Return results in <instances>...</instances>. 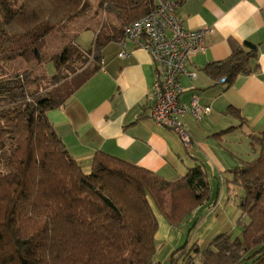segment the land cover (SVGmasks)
<instances>
[{"label":"trees","instance_id":"1","mask_svg":"<svg viewBox=\"0 0 264 264\" xmlns=\"http://www.w3.org/2000/svg\"><path fill=\"white\" fill-rule=\"evenodd\" d=\"M156 2L98 0V8L115 15L119 24L101 23L86 48L92 59L60 80L52 78L43 85V77L35 78L29 69L0 76V264H149L156 250L155 211L178 227L206 200L215 204L221 189L235 186L243 189L237 207L247 218L241 234L220 233L202 249L190 244V237L168 262L175 264L182 255L185 264H196L194 257L198 264H264V130L250 135L258 155L228 170L230 179L213 177L214 190L202 165L167 181L96 151L86 172L47 119L48 110L63 104L100 69L103 47L121 41L124 27L151 13ZM89 4L0 0V70L18 59L39 62L47 39L86 13ZM69 52L65 47L60 61ZM257 57V45L244 41L227 59L205 70L224 75L230 85L239 74L256 70ZM198 221L192 218L188 237Z\"/></svg>","mask_w":264,"mask_h":264},{"label":"crops","instance_id":"2","mask_svg":"<svg viewBox=\"0 0 264 264\" xmlns=\"http://www.w3.org/2000/svg\"><path fill=\"white\" fill-rule=\"evenodd\" d=\"M178 3L177 13L189 29H207L205 49L190 57L182 75L183 92L179 101L190 106L192 95L202 109L199 117H182L192 142L189 147L147 112L148 96L155 81L151 56L130 40L108 42L102 50L100 69L46 116L61 138L68 154L89 171L96 151H102L128 163L174 181L188 169L202 165L213 177H229L228 170L241 160L250 161V135L264 130V0H169ZM79 35V34H78ZM78 37V36H77ZM249 41L257 45V68L239 74L230 85L225 77L209 73L205 67L228 58L232 50ZM124 42L128 55L119 57ZM76 44L81 49V45ZM237 111V115L227 111ZM230 128L226 133H217ZM234 188L221 189L216 203L206 200L189 216L198 224L193 238L199 248L206 247L230 224L237 213ZM213 204V205H212ZM158 228L153 260L169 261L182 241L183 232L170 225L155 211ZM246 218V217H245ZM192 238V239H193ZM205 241L202 247L199 241ZM203 241V242H204ZM198 264V259H195Z\"/></svg>","mask_w":264,"mask_h":264},{"label":"built area","instance_id":"3","mask_svg":"<svg viewBox=\"0 0 264 264\" xmlns=\"http://www.w3.org/2000/svg\"><path fill=\"white\" fill-rule=\"evenodd\" d=\"M177 9V2L157 0L151 13L124 27V39L147 51L155 67L156 81L148 96V117L176 134L185 147H189L192 139L182 117L187 113L199 117L209 108L199 107L196 95H192L190 106L179 101L183 92L180 78L185 74L195 76L187 71V65L193 54L205 49L207 29L186 28ZM118 55L121 58L128 55L124 42ZM220 82L225 83V77ZM177 259L182 260L179 264H185L184 256ZM149 264L163 263L152 260Z\"/></svg>","mask_w":264,"mask_h":264},{"label":"rangeland","instance_id":"4","mask_svg":"<svg viewBox=\"0 0 264 264\" xmlns=\"http://www.w3.org/2000/svg\"><path fill=\"white\" fill-rule=\"evenodd\" d=\"M89 9L83 15L75 18L73 21L66 24L63 29L54 35L50 36L47 39L46 46L43 49L42 58L39 62L27 63L22 59H18L14 62L7 63L6 65H2V69L0 70V76L7 75L14 71L22 72L24 70H32L33 76L35 78L43 77V85H47L50 79L60 80L72 69H80L81 66H85L88 61L92 59V55L86 52V49H81L76 44L81 45L82 48H88L90 43L93 41L95 35L97 34V30L100 28L101 23L110 22L111 24L118 26V20L115 18V15L110 14L108 12H104L100 8H98V0H89ZM1 20V14H0ZM79 34V35H78ZM78 36V37H77ZM67 47L70 51L68 53L67 59L60 61L59 56L61 55L63 49ZM54 58V62H53ZM55 61H59L57 64ZM44 87V86H43ZM42 87V88H43ZM53 86H49L50 89ZM259 149L258 146H255V150L250 147V159L255 158L258 155ZM88 172V171H86ZM225 176V175H224ZM232 176L226 177L230 179ZM236 195L234 196L235 202L238 201L239 197L243 195L242 187L235 186L233 187ZM237 213L234 215L230 224H225L223 230L229 232L232 237L239 236L242 230V223L247 222V218L241 215L239 208L237 207ZM184 221L182 224L178 226L179 229L182 230L183 236L180 245L190 237L189 243L195 242L193 238L194 232L189 237L186 234L187 229L191 225V220ZM193 238V239H192ZM199 241L200 245L204 247L205 241ZM179 245V246H180ZM20 249L26 251V247L24 245L19 244ZM190 246V245H189ZM188 246V247H189ZM27 258L31 259L29 253H27ZM196 259V257H194ZM182 260L177 259V263H181ZM163 264H169L168 261H164Z\"/></svg>","mask_w":264,"mask_h":264}]
</instances>
